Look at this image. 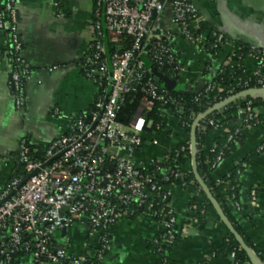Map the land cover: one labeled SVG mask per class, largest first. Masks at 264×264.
I'll return each instance as SVG.
<instances>
[{
  "label": "built area",
  "instance_id": "built-area-1",
  "mask_svg": "<svg viewBox=\"0 0 264 264\" xmlns=\"http://www.w3.org/2000/svg\"><path fill=\"white\" fill-rule=\"evenodd\" d=\"M94 1L90 52L81 69L85 79L95 84L97 97L92 109L70 119L67 133L48 146L44 161L32 160L26 140L21 141L18 160L24 165L25 176L12 177L0 191V264H26L27 261L31 264H102L112 247L111 227L135 216L160 218L157 221L160 234L155 239L160 247L172 244L180 235L182 223L176 226L178 218L171 204L173 190L163 186L157 172L150 169L163 158H147L144 154L147 145L159 144L157 138L148 134L151 123L146 115L153 109V99L164 101V96H158L157 87L150 80L130 123H121L117 114L124 96L133 91L136 82L145 75L154 80L153 68L157 69L154 62L162 65L167 61L175 67L179 79L185 74L174 46L176 36L204 51L209 35L218 48L228 41L223 33L211 29L195 34L203 22L196 0ZM2 2L0 30L7 37L4 56L11 68L8 84L15 105L22 108L31 67L23 55L17 0ZM169 5L173 30L166 22ZM128 39L132 40V46L124 50ZM251 48L256 69L250 78L256 81L258 89H264V49ZM148 61L154 64L150 68ZM158 71L178 84L179 80ZM210 85L211 82L201 90L210 94L213 91ZM245 87L251 89L248 83ZM219 111L222 116L204 118L197 129L201 132L224 130L226 109ZM233 116L245 125L258 122L253 103L244 99ZM240 133L236 129L234 134H229L228 143L237 146L235 136ZM216 149L215 146L213 152ZM182 151L191 156V144ZM257 152L264 154V142ZM228 153V147L224 146L215 158L208 160L210 170H216ZM244 167H238V176ZM155 168L161 170L158 166ZM165 174L169 173L165 171ZM217 181L221 183V179ZM248 195L252 206L258 207L257 191L252 189ZM226 199L235 210H240L239 195L232 192ZM143 207L149 213L140 214L137 209ZM166 211L168 214L163 215ZM77 226L86 227L87 232L85 251L76 255L71 252L70 234ZM63 230L67 231L64 238L60 235ZM230 258L235 261L236 255ZM254 260L246 264H255Z\"/></svg>",
  "mask_w": 264,
  "mask_h": 264
},
{
  "label": "crops",
  "instance_id": "crops-1",
  "mask_svg": "<svg viewBox=\"0 0 264 264\" xmlns=\"http://www.w3.org/2000/svg\"><path fill=\"white\" fill-rule=\"evenodd\" d=\"M256 2L196 0L203 17L202 23L212 31L223 33L228 43L220 46L218 53L212 56L176 36L175 50L186 71L178 82V90H201L232 56L235 46L249 45L246 40L254 42L253 46H249L264 49V3L263 0ZM94 8V0H17L23 55L31 67V74L25 82L26 102L22 108L15 105L9 88L11 68L4 56L7 37L0 30V191L16 173L17 154L23 139L28 138L32 144L47 148L67 133L71 118L93 106L98 91L95 84L85 79L81 61L90 52ZM170 19L169 5L166 22L173 30ZM241 64L250 74L256 69L255 58L251 55ZM57 111L59 114H56ZM255 112L258 122L240 127L241 141L233 152L226 155L212 176L214 180H220L235 168L245 165L236 186L240 210L230 205L228 210L236 226L253 244L255 250L251 251L264 264V154L257 152L264 142V103L255 107ZM227 133L228 130L224 129L213 131L208 136L203 146L206 157L215 149V140L226 137ZM158 141L157 146H146L145 157L164 158L168 150L180 143H191V134L186 133L179 120L172 118ZM185 164L192 169L190 160H186ZM252 189L258 194L259 206L256 208L248 195ZM194 197L201 203L206 199L209 201L203 192H195L192 186L184 192H172L171 204L182 220V226L178 241L168 252V264H234L230 257L214 256L233 234L210 201L211 207L205 211L207 223L201 228L194 209L197 207H190ZM86 232L83 226L72 230L73 254L85 251ZM159 234V225L147 215L117 222L110 229L112 247L105 264H159L152 249V243Z\"/></svg>",
  "mask_w": 264,
  "mask_h": 264
},
{
  "label": "trees",
  "instance_id": "trees-1",
  "mask_svg": "<svg viewBox=\"0 0 264 264\" xmlns=\"http://www.w3.org/2000/svg\"><path fill=\"white\" fill-rule=\"evenodd\" d=\"M2 1L3 0H0V9L3 6ZM206 29H208L207 26L201 22L198 25V29L197 31H195V34H200ZM215 45V39L212 37V35H209L206 52H208L212 56H215L218 53L219 49L218 47H215ZM131 46L132 40L128 39L124 44V50L131 48ZM233 50L234 51L232 56L227 59V62L223 64L219 68V70L216 71V73L213 75L210 85L213 88V91L210 94L206 93L205 90H201L198 93H185L181 92L180 90L169 89L165 86H162L160 83H156L153 79H151V76L145 75L141 81L136 82L132 86L133 91L124 96V101L117 114L118 120L124 125H128L130 123L140 104L141 99L145 95L146 85L151 80V82L154 83L157 87L158 96H164L165 100L159 101L158 99H153V109L150 110L146 115L148 122L151 123V127L147 129L148 134L153 135L155 138L159 139V136L166 132L169 120L175 118L179 120L180 126H182L186 130V133L190 136L191 127L195 121V118L198 115L204 114L214 104L219 103L220 101H225L226 99L242 92L244 89L247 88L245 87L246 83H248V88H259L256 81L251 80L250 73L247 72V70L241 64L247 56L254 54V52H252L251 46L241 44L239 46H236ZM178 59L180 60L179 56ZM85 63L86 59H83L81 61V65H85ZM154 64L151 61H148L149 68L154 65L158 70H160V72L164 73L165 75H168L170 78H173L176 81H180L179 74L175 70V67L168 64L167 61L164 62V64L162 65H159L155 62ZM244 101H251L254 107H257L264 103V99L262 98H246L244 99ZM239 104L240 101H235L224 107L226 111L223 113V115L227 116V118L223 121V123H225L224 129L228 130V135L234 134L236 129H240V127L245 126L242 121L238 120L236 117L233 116V113ZM221 112H214L207 116L206 119L209 120L213 118H218L221 115ZM250 125H255V123L252 122ZM159 129H162V132H160ZM212 132V129H209L207 132H201L199 129H197L196 131V144L197 149L199 150L197 154L198 173L206 184L216 203L228 217L229 221L235 227V230L243 237L247 247L250 250L254 251L255 248L253 244L246 238L244 232L240 229V227L236 226L237 223L235 222V219L229 213V203L226 199V195L231 194L232 192L238 195V193H236L237 190H235V188L238 183L239 176L237 175V171L239 170V168H235L229 175L222 178L220 183V181L213 179V171L210 170V167L207 164V161L215 158L217 154L224 149V146L228 147L230 153L231 151L233 152L235 150L236 145L228 143V135L226 137H219L215 140L217 149L212 152L209 157H206L204 155L203 146L206 142V139ZM235 137L236 142L239 143L241 141L240 134H237ZM25 140L29 149L28 155L30 156V158L35 162L44 161L48 147L46 148L43 146L34 145L28 138H25ZM188 144L189 141L186 143H180L175 148L168 150L164 158L160 160V163L155 166L160 167L161 170L157 171L154 166H152L150 169L152 171L157 172L158 179L162 180L161 183L163 186L171 188L172 190L184 192L188 187L192 186L195 189V192H202L200 190V186L198 185L195 179L190 165L186 167L185 164L186 160H191V156L189 155V153L186 151H182V149L184 147H187ZM18 156L19 153L17 154L16 160V173L13 177L25 176L24 165L19 162ZM184 168H186V170H184ZM165 171H167V173L169 174H165ZM190 207L191 209L197 207L194 208L195 214L199 219V224L201 228H204L207 223L205 211L207 210V207H211L209 201L206 199L204 202L201 203L196 197H194L190 202ZM137 210L138 212H140V214L149 213L147 212L145 207L140 209L138 208ZM167 214L168 211H166L163 215ZM174 214L178 218L176 226L180 227L182 220L179 218L175 209ZM150 218H152L156 223L160 219L154 217ZM130 219L134 220L137 219V217L135 216ZM179 237L180 235L176 236V240L172 244L164 245L161 247L155 242L152 243L153 253L158 257L159 264L169 263L168 252L172 248V246L178 241ZM256 253L258 254V252ZM232 254L236 255L234 264H246L250 261V257L246 253V251L243 250V248L234 239V237L230 235V240L228 242H225L222 248H220L214 256L215 258H225L230 257ZM105 261L106 260L100 263L105 264ZM92 264H97V262H94Z\"/></svg>",
  "mask_w": 264,
  "mask_h": 264
},
{
  "label": "water",
  "instance_id": "water-1",
  "mask_svg": "<svg viewBox=\"0 0 264 264\" xmlns=\"http://www.w3.org/2000/svg\"><path fill=\"white\" fill-rule=\"evenodd\" d=\"M257 1V2H256ZM258 1L260 0H255L256 3H258ZM264 3V0H263ZM197 5V4H196ZM198 7V6H197ZM246 43H248L249 45L253 46L254 42L250 41V40H246ZM153 73L155 75L154 81L156 83H160L162 86H165L166 88L169 89H175L178 90V85L179 84H175V82L170 81L168 78L163 77L159 71L155 68H153ZM181 92H184L182 90H180ZM185 93H190V92H185ZM246 98H262L264 99V89H258V88H251V89H246L243 90L242 92L226 99L225 101L221 102L220 104L214 106L213 108L207 110L204 114H202L201 116H199L193 123L192 127H191V146H192V172L195 176V179L198 183V185L200 186L201 191L207 196V198L209 199V201L211 202V204L213 205V207L215 208V210L217 211L218 215L220 216V218L223 220V222L225 223V225L227 226V228L229 229V231L233 234V236L235 237V239L237 240V242L239 243V245L243 248V250L246 251V253L249 255L251 260H254V256L251 252V250L247 247V245L245 244V242L241 239V237L236 233V231L234 230V228L229 224V222L225 219L219 205L216 203L215 199L213 198V196L211 195L209 189L207 188L206 184L204 183V181L202 180V178L200 177L199 173H198V168H197V154H196V131H197V127L199 125V123L206 118L207 116H209L210 114L219 111L220 109L224 108L225 106H227L228 104L235 102V101H240L242 99H246ZM67 234L66 230H63L60 232L61 237H65V235ZM233 261V260H232ZM255 264H259L258 261H253Z\"/></svg>",
  "mask_w": 264,
  "mask_h": 264
}]
</instances>
